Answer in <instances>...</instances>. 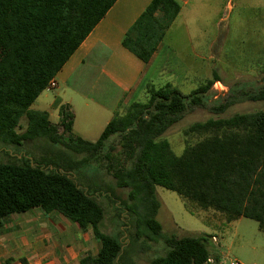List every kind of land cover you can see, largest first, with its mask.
Segmentation results:
<instances>
[{"label":"trees","instance_id":"obj_1","mask_svg":"<svg viewBox=\"0 0 264 264\" xmlns=\"http://www.w3.org/2000/svg\"><path fill=\"white\" fill-rule=\"evenodd\" d=\"M115 1L0 0V153L12 159L0 162V227L5 217L32 209L57 212L80 230H90L100 244L95 257L86 256L79 264H136L128 259L135 249L147 254L150 244L159 242L167 251L147 264H205L212 254L211 236L164 234L156 219L160 202L155 187L221 214L226 223L245 218L264 231V166L259 164L264 159V111L194 123L191 132L222 130L221 135L176 156L161 138L184 114L208 106L209 91L219 81L215 74L188 96L170 85L149 90L147 102L133 103L114 115L94 143L65 139L45 112L30 108ZM158 6H171L173 18L178 12L172 0H153L131 30L137 39L123 41L144 63L160 41L149 34L162 30L152 17ZM248 95L245 99L252 102L264 100V90ZM228 96L233 97L230 92ZM234 101H217L211 110L222 114ZM61 115L58 126L68 134L72 115L66 108ZM23 119L25 129L18 132ZM114 140L130 164L126 169L117 160L108 163ZM29 143L34 145L27 147ZM94 167L92 177L100 171L110 173L118 189L128 190L126 198L82 181L81 173ZM102 195L117 207L123 231L115 237L100 230L105 216L99 203ZM122 235L128 239L126 245L120 241Z\"/></svg>","mask_w":264,"mask_h":264},{"label":"rangeland","instance_id":"obj_2","mask_svg":"<svg viewBox=\"0 0 264 264\" xmlns=\"http://www.w3.org/2000/svg\"><path fill=\"white\" fill-rule=\"evenodd\" d=\"M228 3L229 5H227ZM195 6L198 9L197 15L193 14V17H189L187 20L189 36L183 34L179 22L175 24L173 31L164 40L166 42L173 40L178 46L185 45L181 52L178 51L181 54L173 57L179 62H193L191 67L196 69V72L201 71V67L204 65L205 76L200 73L203 75L201 79L204 77L211 79L215 74L220 79L221 85L214 84L211 87L206 108L187 112L180 122L168 129L162 136L161 139L169 143L172 153L176 156H180L187 147H194L205 138L221 135L222 130L209 133L191 132L190 128L194 123L202 124L209 119H228L235 115H254L264 111V100L252 102L245 99L248 94L250 96L256 90H264V0H191L190 7ZM230 7H232L231 10ZM219 19L221 20L219 21ZM210 42L215 44L213 48L209 46ZM192 49L197 55H190L189 51ZM197 57L199 60L196 59ZM163 75L160 74V79H157V86L164 82ZM179 84L181 86H177V89L180 94L188 96L202 82L197 79L191 83ZM147 88L152 89L150 86ZM45 89L35 99L31 107L32 110L44 109L55 99L57 91L54 88ZM228 90L233 97L225 93ZM147 100L148 93L142 91L135 95L131 103H145ZM220 100L223 102L226 100L236 101L225 112L216 115L211 108L215 102ZM123 110L124 108L120 112L122 113ZM76 115L75 129L82 131L87 124L79 113L76 112ZM25 125L26 121L21 120L18 132H23ZM57 130L65 139L70 136L67 133L64 134L59 126H57ZM95 137L88 136L87 138L96 139ZM112 142L113 149L110 153L112 160L108 163L113 165L117 160L121 167L128 168L130 164L121 154L117 141ZM33 145L34 143H29L27 147ZM72 157L82 158L81 156ZM8 161H12V159L4 153H0V162ZM259 164L264 166V159H260ZM94 171H96V167L83 171L81 173L82 181L89 182L94 188L110 189L121 199L126 198L128 190L118 189L110 173L100 171L96 177H92ZM223 171L231 170L225 168ZM80 183L84 184L81 181ZM85 186L87 187L89 184ZM155 193L160 202L156 219L164 234H172L176 237L212 235L217 238L218 243L212 244L210 241L209 246L212 251L210 257L214 258L213 253H217L221 258L226 257L227 264L232 261L239 264H264V231L259 230L256 222L240 218L231 223L222 222L221 225L213 227L205 219L204 212L206 211L199 209L190 200L183 199L175 191L155 187ZM107 196L102 195L99 199V203L105 211L100 230L115 237L118 232L123 231V228L117 220V207ZM12 217L16 219L18 215ZM7 218L5 217L3 222H6ZM77 239H81V234L77 235ZM127 240L125 235L121 236L120 241L123 245L128 243ZM136 251L135 249L133 257L129 256L128 259H133L136 264H147L148 260L165 253L167 248L159 242L150 244L147 254H138ZM131 253L133 252L129 250V254Z\"/></svg>","mask_w":264,"mask_h":264},{"label":"crops","instance_id":"obj_3","mask_svg":"<svg viewBox=\"0 0 264 264\" xmlns=\"http://www.w3.org/2000/svg\"><path fill=\"white\" fill-rule=\"evenodd\" d=\"M172 1L178 5L174 18L171 6L168 10L158 6L152 14L162 30H149L150 36L155 41L160 37V41H156L150 59L144 63L124 47L123 41L126 37L137 39L136 32L131 30L153 0H116L52 79L57 91L55 99L46 108L36 111L45 112L50 123L58 126L61 110L66 108L72 115L68 135L94 143L114 115L122 114L133 104L138 92L148 93L147 86L157 90L170 85L178 91L179 83L187 84L197 79L202 86L209 79H201L205 76V66L196 72L191 67L193 62H179L173 56L180 55L185 45L164 40L179 22L183 34L189 36L187 20L197 15V6L191 8V0ZM214 45L209 46L213 48ZM189 53L197 55L193 49ZM160 74H164V82L157 86ZM215 84L221 85L220 79ZM76 112L87 124L82 131L75 129ZM88 136H96V139H88ZM204 211L207 223L213 227L226 222L221 214ZM14 215L18 218L7 216L8 220L2 221L0 227V264H21V260L26 264H79L82 258L95 257L100 250L90 230H80L57 212L44 214L32 209ZM78 234L81 239H77ZM215 255L214 260L219 261L220 254Z\"/></svg>","mask_w":264,"mask_h":264},{"label":"built area","instance_id":"obj_4","mask_svg":"<svg viewBox=\"0 0 264 264\" xmlns=\"http://www.w3.org/2000/svg\"><path fill=\"white\" fill-rule=\"evenodd\" d=\"M54 87H55L54 81L50 80V82L46 86V89L49 90V89H53ZM210 241H211L212 244H217L218 243L217 238L214 237V236H211ZM205 264H227V260H226V257H222V258H220L219 261H215L214 258L209 257ZM230 264H239V263L236 262V261H232V262H230Z\"/></svg>","mask_w":264,"mask_h":264}]
</instances>
